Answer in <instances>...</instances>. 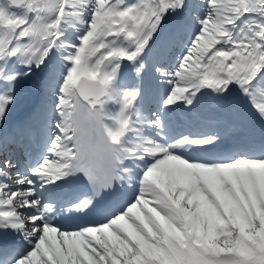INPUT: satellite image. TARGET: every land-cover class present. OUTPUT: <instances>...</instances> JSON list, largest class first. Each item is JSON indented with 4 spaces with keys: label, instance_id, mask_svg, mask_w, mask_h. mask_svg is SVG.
Segmentation results:
<instances>
[{
    "label": "snow or ice",
    "instance_id": "obj_1",
    "mask_svg": "<svg viewBox=\"0 0 264 264\" xmlns=\"http://www.w3.org/2000/svg\"><path fill=\"white\" fill-rule=\"evenodd\" d=\"M0 264H264V0H0Z\"/></svg>",
    "mask_w": 264,
    "mask_h": 264
}]
</instances>
